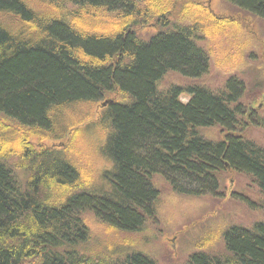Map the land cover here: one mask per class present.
<instances>
[{"label":"trees","instance_id":"1","mask_svg":"<svg viewBox=\"0 0 264 264\" xmlns=\"http://www.w3.org/2000/svg\"><path fill=\"white\" fill-rule=\"evenodd\" d=\"M226 1L264 20V0ZM206 5L0 0V264H156L140 253L87 250L83 218L90 213L112 230L142 231L155 217L153 176L201 198L220 196V175L231 171L264 195V147L241 135L246 123L264 128V118L240 103L243 81L231 77L218 93L158 90L168 73L200 78L211 57L225 60L219 69L243 64L239 22ZM175 10L179 24H171ZM151 24L161 30L141 38L137 27ZM101 101L106 113L93 120L89 110ZM215 126L223 141L199 134ZM87 137L97 139L101 172L79 148ZM222 239L223 253L198 251L186 264H264V221L228 227Z\"/></svg>","mask_w":264,"mask_h":264},{"label":"rangeland","instance_id":"2","mask_svg":"<svg viewBox=\"0 0 264 264\" xmlns=\"http://www.w3.org/2000/svg\"><path fill=\"white\" fill-rule=\"evenodd\" d=\"M205 1L206 6L216 16L235 19L239 22L242 29L239 43H245L243 49L246 51L243 64L238 68L219 69L220 64L225 63V60H219L216 64L215 57H211L208 72L200 78L190 79L177 73H168L158 83V90L166 92L171 87L201 86L218 93L224 90L231 77H235L243 81L245 85V94L240 103L246 107L253 106L259 117L263 119L264 20L239 10L226 0ZM177 11H174L170 19L171 24L181 21ZM159 30H161L159 27L151 24L137 27L136 32L141 38L148 40ZM235 36L233 40L239 38L238 34ZM198 44L204 49L209 47L206 41H199ZM181 100L187 102L188 96L182 95ZM102 103L101 101L89 110L94 116L93 120L105 115L106 109L102 107ZM84 109L89 108L84 107ZM84 109L81 110L84 111ZM77 110L79 113V109ZM245 125L241 135L258 146L264 147V128L250 123ZM199 134L208 141L224 140L223 130L218 126L199 129ZM92 139L82 138L79 148L87 154L89 164L96 171L101 172L106 162L96 152L97 139ZM44 144L53 145L52 148L62 147L58 142ZM18 175L21 174L18 173ZM152 184L159 192L155 205V217L150 219L140 232L123 233L112 230L102 226L92 214L84 215L83 218L90 228L87 250L96 251V253H102L105 250L110 253L117 251L122 253L121 256L140 253L156 264H186L189 257L198 251L215 255L223 253L222 233L228 227L250 228L255 223L264 221V195L250 177L236 172L229 171L220 175V196L197 198L180 194L173 191L169 183L161 176H153Z\"/></svg>","mask_w":264,"mask_h":264},{"label":"water","instance_id":"3","mask_svg":"<svg viewBox=\"0 0 264 264\" xmlns=\"http://www.w3.org/2000/svg\"><path fill=\"white\" fill-rule=\"evenodd\" d=\"M103 106H106V103H104Z\"/></svg>","mask_w":264,"mask_h":264}]
</instances>
